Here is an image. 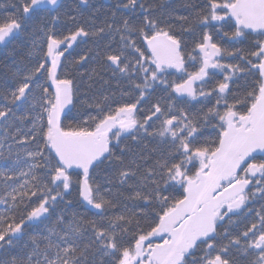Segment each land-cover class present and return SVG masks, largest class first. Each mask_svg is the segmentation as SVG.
I'll return each mask as SVG.
<instances>
[{"label":"snow or ice","instance_id":"snow-or-ice-1","mask_svg":"<svg viewBox=\"0 0 264 264\" xmlns=\"http://www.w3.org/2000/svg\"><path fill=\"white\" fill-rule=\"evenodd\" d=\"M186 6L0 4V264H264V0Z\"/></svg>","mask_w":264,"mask_h":264},{"label":"trees","instance_id":"trees-1","mask_svg":"<svg viewBox=\"0 0 264 264\" xmlns=\"http://www.w3.org/2000/svg\"><path fill=\"white\" fill-rule=\"evenodd\" d=\"M151 2V0H150ZM156 3H159V0H155ZM188 0H168V4L171 6L169 10L174 11L176 14H182L186 15L189 13L190 9L186 6ZM11 3V0H0V4L8 5ZM65 8L63 10H68V8L74 7L76 0H64ZM91 3L95 6L96 9H99V11L96 13L97 16V24L102 23V21L106 18L108 14H110V9L113 7L111 5H108L102 1L97 0H91ZM4 9H0V12H3ZM75 14V13H74ZM87 15V14H85ZM70 25V22L67 21L65 18H62L59 22V29L61 32H66L67 27ZM106 41L99 42V45L96 43H93L92 41H89L86 45H81L79 48H75L73 51V55L76 56L80 52H88L89 49L92 51L89 53V55L95 56V53L97 50L103 51L104 45ZM227 43V42H226ZM249 42H245V44L241 45V47H246ZM23 44V41H18L16 44L9 45L8 48L1 47L0 48V88H6L13 86V79H12V72L15 71L18 67H23L22 61L25 60L27 55V45H24L23 47H19L18 51L15 55H9V53L12 51L14 47H17V45ZM113 47H118V38L117 42L113 44ZM99 59L98 57L96 58ZM96 64V60H93L90 64H88L85 68H82L81 71L85 72L84 79L87 80V71H90L92 67H94ZM105 78L110 80V83L107 85H103V81H96L95 86L92 89L93 92H101V91H108L111 92L115 90L117 93H119L120 87L123 85L117 84V79L111 76V73H105ZM79 79V77H78ZM103 85V87H102ZM82 88L86 87V84L81 85ZM159 95V94H157ZM156 96H152L149 100V103L156 99ZM195 103V102H193ZM147 107V105H145ZM142 115V114H141ZM0 139H3V132L0 130ZM8 143H11V140L8 141ZM7 147V144H5V149ZM19 148V146H16ZM99 171V170H98ZM101 178H103L104 173L100 172ZM69 199H72L73 206L76 210H81V205L79 202H77V198L75 193ZM124 203L131 204L132 202L126 201L122 202L117 210H123ZM260 202L258 204H255L252 208L260 207Z\"/></svg>","mask_w":264,"mask_h":264},{"label":"flooded vegetation","instance_id":"flooded-vegetation-1","mask_svg":"<svg viewBox=\"0 0 264 264\" xmlns=\"http://www.w3.org/2000/svg\"><path fill=\"white\" fill-rule=\"evenodd\" d=\"M97 1H102V2H104V3H106V4H108V5H111V6H114V4H115V0H107V1H105V0H97ZM259 202H256V203H253L252 204V207L255 205V204H258ZM255 209H258V207H256V208H253V212L251 213V214H249V220H251V219H255Z\"/></svg>","mask_w":264,"mask_h":264},{"label":"water","instance_id":"water-1","mask_svg":"<svg viewBox=\"0 0 264 264\" xmlns=\"http://www.w3.org/2000/svg\"><path fill=\"white\" fill-rule=\"evenodd\" d=\"M105 1H107V0H105ZM0 47H2V46H0Z\"/></svg>","mask_w":264,"mask_h":264}]
</instances>
